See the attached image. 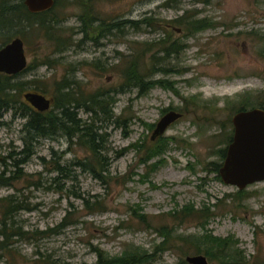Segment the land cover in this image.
Wrapping results in <instances>:
<instances>
[{"label":"rangeland","instance_id":"rangeland-1","mask_svg":"<svg viewBox=\"0 0 264 264\" xmlns=\"http://www.w3.org/2000/svg\"><path fill=\"white\" fill-rule=\"evenodd\" d=\"M164 2L62 0L52 12L58 21L54 25L71 45L61 53L36 30L25 32L27 65L32 68L18 79L36 82L49 98L54 83L65 75L78 81L85 94L112 91L124 83L123 71L132 62L139 69L144 63L145 71L155 63L170 69L146 77L170 84H155L142 95L135 87L116 95L119 124L105 123L101 130L107 133L105 170L77 165L89 161L90 153L61 133L38 139L24 176L11 186L0 185V198L15 194L31 207L16 215L27 238L7 240L0 264H93L95 249L116 255L130 244L152 254L154 264H180L195 254L218 264L192 240L181 239L201 235L206 218L172 215L185 205L207 208L206 228L237 241L246 264H264V180L238 192L210 170L212 163H222L219 151L232 135L231 116L242 104L251 108L264 99V0H181L173 7ZM185 12L211 25L192 31L176 23ZM91 15L105 23H137L100 35V21L88 24ZM174 44L181 48L167 56L165 47ZM170 109L182 116L162 135L168 138L167 147L144 162L145 148L156 139H151L155 123ZM79 116L88 119L81 111ZM0 120L1 172L4 158L10 162L6 157L23 147L24 120L10 111ZM56 159L67 166L69 177L55 172ZM13 169L9 166L5 176ZM132 209L140 210L143 219ZM64 217L65 227L49 231Z\"/></svg>","mask_w":264,"mask_h":264},{"label":"trees","instance_id":"trees-1","mask_svg":"<svg viewBox=\"0 0 264 264\" xmlns=\"http://www.w3.org/2000/svg\"><path fill=\"white\" fill-rule=\"evenodd\" d=\"M60 1L62 0H55L53 7L48 11L31 13L27 10L22 0H0V47L17 36L23 40L27 30H36L43 38L54 44L56 52H63L71 45L69 44L70 39L63 37L58 31V28L55 27L54 24L58 21L52 13L54 7L59 5ZM180 1L181 0H165L164 6L173 7L178 5ZM190 1L204 4L210 2V0ZM187 12H185V15L175 20V22L188 26L192 31H199L211 25V23L205 22L204 19H195V16H188ZM97 20L100 21V29L98 31L100 35L109 34L112 29L122 27L126 23L135 25L137 23L132 20L105 23V20L97 19L91 15L88 24L91 21L95 22ZM84 24L88 26L85 21ZM82 30L84 31L85 28H82ZM84 33L87 34V32ZM85 37L88 36L85 35ZM180 48L181 45L174 44L173 46L165 47L163 52L169 56L170 54L178 53ZM161 58L163 59V57ZM155 66H157L156 63L151 68L152 70L147 69L145 71L146 66L144 63L139 69L137 63L132 62L123 71L124 83L120 84L119 87L112 91H96L87 94H85L78 81L65 75L58 83H54L53 89L55 91L50 96L52 99L51 107L46 111L36 110L23 99V93L27 91H35L42 94L47 93L43 87L36 85L37 83L34 81L29 83L18 79L20 75L32 68L31 65H26L22 71L12 75L0 72V118L3 117L5 112L10 111L13 118L20 117L24 120L21 128L23 147L18 152H12L6 157L11 160L10 162H7L4 158V167L0 172V185L11 186L13 181L20 180L24 176V165L35 154V144L38 139L54 138L60 133L67 138L70 144L76 143L89 151L91 159L86 163L78 162L77 165L83 168H87L88 166L89 170L92 172H94L96 166H100L102 170L107 169L108 164L104 162L105 157L103 156L104 141H106L104 135H107V133L101 132V130L105 128L103 126L105 123L113 122L117 125L119 124L120 118L114 113L116 95L127 92L133 87L137 88L139 95H142L147 93L155 84L169 86L168 84L170 83L168 81H155L146 78L149 77L153 71L165 73L170 70L163 66ZM28 84H32L33 87L28 88ZM258 101V105L254 107L264 109V99ZM249 106L248 103H244L236 111L248 109ZM80 111L88 114L87 120L79 116ZM2 124L4 123L0 120V125ZM148 126L150 129L153 127V125ZM162 135L157 136L156 139L151 142L152 145L145 148L146 158H144V162L156 156H160L164 152L168 144V138ZM230 139L231 135L228 136V142ZM140 146L141 145H138V147ZM219 154L221 158H224L225 149H221ZM157 162L153 163V167L156 166ZM220 165L221 163L214 162L210 169L217 173V177H219L218 169ZM9 166L14 167V169L11 171L10 175L5 176L6 171L9 170ZM53 168L58 174L69 177L67 166L62 165L59 159L53 162ZM241 191L242 190H238V192ZM78 197L82 196L79 194ZM82 198L84 199V197ZM84 201L88 206L87 200L84 199ZM30 209L31 207H29L26 202L21 201L15 194H9L0 198V234L3 238L2 241H0V251L4 250L5 242L9 239H13V237L27 238L26 236L29 233L27 230L23 229L22 225L18 224L16 215L21 210ZM132 211L134 215L143 219L144 216L140 210L132 209ZM208 214L207 208L195 209L193 205H185L180 211H174L172 215L175 217L178 216L181 219L191 216L206 217L205 222L201 224L203 230L201 235H189L188 237H181V239L185 241L188 239L192 240V242L197 245L196 248L198 251L204 252V254L211 260L218 262V264H246L244 255L240 253L241 250L238 251V248L235 247L237 241H233L231 237H217L206 228ZM65 226L66 217L49 231L57 232ZM163 230H165V228ZM161 234L163 236L165 235L163 232H161ZM165 242L166 239H163L162 244ZM94 251L96 254V261L93 264H154L152 254L136 245L130 244L116 255H109L98 248ZM180 264H187V262L183 260Z\"/></svg>","mask_w":264,"mask_h":264},{"label":"water","instance_id":"water-1","mask_svg":"<svg viewBox=\"0 0 264 264\" xmlns=\"http://www.w3.org/2000/svg\"><path fill=\"white\" fill-rule=\"evenodd\" d=\"M27 10L39 13L50 10L55 0H22ZM27 65L23 40L14 37L0 47V72L8 75L22 71ZM24 100L38 111L50 109L52 99L45 94L27 91ZM182 113L176 110L166 111L155 123L151 134L154 140L162 135L166 128L179 119ZM233 127L225 156L218 169L220 179L238 190L245 189L254 182L264 180V109L252 107L236 111L231 116ZM189 264H208L203 254L186 256Z\"/></svg>","mask_w":264,"mask_h":264},{"label":"bare ground","instance_id":"bare-ground-1","mask_svg":"<svg viewBox=\"0 0 264 264\" xmlns=\"http://www.w3.org/2000/svg\"><path fill=\"white\" fill-rule=\"evenodd\" d=\"M51 107V106H50Z\"/></svg>","mask_w":264,"mask_h":264}]
</instances>
